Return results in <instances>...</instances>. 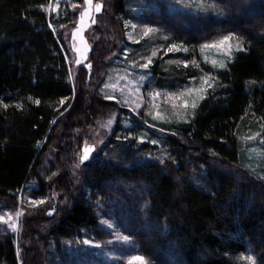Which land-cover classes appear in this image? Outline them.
<instances>
[{"label":"trees","instance_id":"obj_1","mask_svg":"<svg viewBox=\"0 0 264 264\" xmlns=\"http://www.w3.org/2000/svg\"><path fill=\"white\" fill-rule=\"evenodd\" d=\"M47 1L0 0V202L15 205L31 184L25 191L43 200L28 210L23 264H44L57 239L98 236L102 219L153 264H235L242 257L264 264V0H212L216 14L182 18L189 22L166 10L133 14L129 0H106L108 14L96 29L114 41L94 44L74 86L60 49L74 15L49 18L55 36L38 9ZM119 14L158 26L188 47L186 58L226 34L243 45L223 68L205 65L213 87L187 118L158 124L173 174L145 158L134 120L133 127L118 122L102 149L75 165L94 114L110 108L97 90L112 57L108 45L126 43ZM151 70L160 88L195 76L192 66L156 63ZM254 134L262 155L250 159L245 144ZM16 255L13 237L0 231V264H18ZM91 263L104 261L94 256Z\"/></svg>","mask_w":264,"mask_h":264},{"label":"rangeland","instance_id":"obj_2","mask_svg":"<svg viewBox=\"0 0 264 264\" xmlns=\"http://www.w3.org/2000/svg\"><path fill=\"white\" fill-rule=\"evenodd\" d=\"M106 5V0H90V2L89 0H48L38 8L45 15L48 28L55 36L57 34L54 25L49 18L64 15L71 19L73 17L71 15H74L73 22L64 28L62 34L66 50L60 45L69 70L68 78L73 86L77 76L85 72L88 56L94 44L114 41L111 36L101 37L98 34L100 26L96 29L97 25L104 21ZM127 6L133 14L136 11L157 13L166 10L169 14H173L172 18L176 19V16H179L182 22H189L190 17L197 18L217 12L212 0H129ZM118 17L123 25L122 31L126 43L121 47L117 44L112 45L113 47L111 44L108 45L112 57L106 64L103 80L100 81L97 90L101 99L107 102L110 108H103L94 114L93 126L80 139L75 165L78 168L86 162L82 159L86 148L94 149L89 154V159L95 156L112 135L118 122L123 123V127H133L131 123L134 120L135 124L141 127L140 135L136 136L138 142L146 143L148 147L145 158L154 161L171 174L173 165L159 140V137L166 133L158 124L170 119L187 118L194 108L193 105L196 106L203 98L205 91L202 89L208 88L204 80L210 75L205 72V65L221 69L219 65L230 62L234 53L243 49V45L235 35L226 34L203 42L196 49L195 55L186 58L188 47L181 42L170 40L158 26L130 16L124 17L122 14ZM182 18L189 20L185 21ZM64 19L61 18L60 26L64 23ZM149 28L153 31L149 32ZM224 37L230 39L221 44ZM205 44H215L217 47L204 48L202 51L201 46ZM171 45H176L178 50L168 51ZM153 52L156 53L155 56L152 55ZM213 60L217 61L215 66L212 64ZM156 63L171 68L192 66L195 69V76L187 77L181 85L160 88L155 84L151 70ZM145 64L148 65L146 68L143 66ZM185 103H187L186 107ZM246 142L245 150L248 157L260 158L262 153L257 136L255 134L249 136ZM29 188H35V185L31 184L28 188L19 191L17 202L11 207L0 202V231H6L13 237L18 264L25 262L23 258L25 252H22L20 247L27 220L33 216L28 210L43 201L39 195L31 197L32 193L25 191ZM53 190L56 197V188ZM97 231L99 235L94 237L83 231L81 235H74L69 240L57 239L46 249L44 264H93L91 260L94 256L103 259V264H153L137 253L130 239L123 235L112 221L102 219V225L97 227ZM137 257L143 259H136ZM235 262V264H252L249 258L243 257Z\"/></svg>","mask_w":264,"mask_h":264},{"label":"snow or ice","instance_id":"obj_3","mask_svg":"<svg viewBox=\"0 0 264 264\" xmlns=\"http://www.w3.org/2000/svg\"><path fill=\"white\" fill-rule=\"evenodd\" d=\"M89 2H90V0H89ZM98 10H99V9H98ZM148 31L151 32V31H153V29L149 28ZM145 34L147 35V33H145ZM229 39H230V37H224V40L221 41V44L225 43V42L228 41ZM208 47H217V45H215V44H213V45H207V44H205V45H202V46H201V50L203 51L204 48H208ZM237 47L239 48V45H237ZM173 50H178L176 45H171V46L168 48V51H173ZM152 55L155 56L156 53L153 52ZM149 63H151L150 60H149ZM212 64L215 66V65L217 64V61H216V60H213V61H212ZM143 66L146 68L148 65L145 64V65H143ZM185 66H187V63H185ZM219 66H220L221 68H223L225 65H224L223 63H221ZM204 84H205L207 87H213V85H212V83H211V77H207V78H205V80H204ZM206 90H207V88H203V89H202V91H206ZM186 106H187V103H185V107H186ZM193 107H195V105H193ZM110 122H111V121H110ZM92 151H94V149L86 148V149H85V152H84V155H83V157H82V159H83L84 161H87V160L90 158V157H89V154H90ZM125 239H127V238H125ZM136 259H143V258H141V257H137Z\"/></svg>","mask_w":264,"mask_h":264}]
</instances>
